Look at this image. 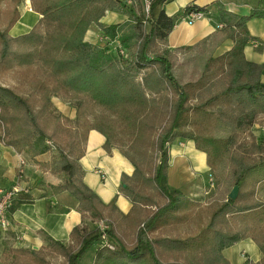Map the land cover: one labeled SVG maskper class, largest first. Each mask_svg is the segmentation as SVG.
Listing matches in <instances>:
<instances>
[{"label":"trees","instance_id":"1","mask_svg":"<svg viewBox=\"0 0 264 264\" xmlns=\"http://www.w3.org/2000/svg\"><path fill=\"white\" fill-rule=\"evenodd\" d=\"M10 1L16 6L21 0ZM29 1L41 19L25 35H8L16 8L0 15L9 19L0 30V73L16 74L21 92L0 85V143L31 161L48 155L44 168L61 179L54 189L76 202L81 222L68 243L47 236L37 251L6 248L0 264H49L53 256L78 264L93 245L91 264H229L222 251L244 239L261 257L243 264H264V199L258 196L264 143L251 133L254 125L264 126V65L244 56L251 39L247 23L264 18V0L247 16L214 3L218 32L231 47L202 58L198 76L183 83L159 45L178 19L191 12L205 17V8L189 5L168 16L163 6L174 0ZM118 9L127 13V34L125 23H101ZM92 26L99 28L95 42L85 41ZM195 45L177 50L190 52ZM54 98L72 105L74 118L58 111ZM91 130L103 136L107 154L116 149L133 167L118 188L131 205L126 214L115 199L104 204L83 181L80 160ZM176 140L191 141L206 155V180L213 186L214 175L226 169L231 189L238 187L237 198H225L194 234L184 235L182 228L200 203L167 182L169 147Z\"/></svg>","mask_w":264,"mask_h":264},{"label":"crops","instance_id":"2","mask_svg":"<svg viewBox=\"0 0 264 264\" xmlns=\"http://www.w3.org/2000/svg\"><path fill=\"white\" fill-rule=\"evenodd\" d=\"M256 1L174 0L165 4L163 10L168 16L176 15L189 5L203 7L208 12L203 19L194 21L191 25L188 24L186 17L178 19L164 44L170 60L172 57L177 56L178 62H176V65L182 63L187 53L184 50L177 49L200 44L204 40L206 42L204 47L213 50L211 54L229 50L231 43L225 40L217 29L220 21L214 3L220 2L228 12L247 16L250 13V6ZM13 8H16L18 19L10 27L8 35L11 38H17L29 33L41 19V15L32 10L29 0H21L16 6L10 0H0V15ZM112 13L109 12L108 14ZM108 14L101 19L102 24L104 19L108 18ZM7 21L9 19L0 20V30H3ZM91 28L93 30L97 29L96 26ZM247 29L251 39L244 48V56L248 61L264 65V18L249 20ZM255 42L258 43L257 47H254ZM187 64L183 62V65ZM183 68L188 70L187 66H183ZM190 71L192 69L181 73L180 78L182 79L180 80L182 83L186 82L184 79L190 77ZM262 82L264 83V75L262 76ZM56 107L61 113H66L65 116L74 117L73 109L64 103L60 102ZM251 133L259 139L261 144L264 143V126L254 125ZM103 143L104 138L100 133L95 130L88 132L85 154L80 160L84 173L83 181L98 195L104 204H108L115 199L117 209L122 214H126L131 205L119 193L118 188L121 176L123 174L130 176L133 167L116 149H113L111 154H107L102 148ZM20 158L26 161L23 167H20ZM48 160L49 156L44 154L35 157L34 161H31L28 156L17 154L11 147H5L0 143V188L12 186L17 180L19 170L23 172V180L31 187L29 195L20 196L14 205L10 216L11 227L0 240L4 248L37 251L46 246L45 238L47 236L55 241L68 243L72 228L80 224L81 219L80 214L76 211V202L67 192L54 189L60 184L61 179L58 176L51 175L44 168V164ZM207 172L206 155L196 150L193 142L176 140L170 145L167 175V182L170 187L179 190L185 197L201 203L204 198L203 191L206 187ZM258 196L264 199V184L260 185ZM196 216L197 213L195 212L191 220H194ZM93 246V251H95L96 245ZM222 255L228 260L229 264H243L246 260L257 262L261 257L257 246L250 239L241 240L224 249Z\"/></svg>","mask_w":264,"mask_h":264},{"label":"rangeland","instance_id":"3","mask_svg":"<svg viewBox=\"0 0 264 264\" xmlns=\"http://www.w3.org/2000/svg\"><path fill=\"white\" fill-rule=\"evenodd\" d=\"M124 13H125L124 11L118 9V10L114 11L112 14H108V16H107L108 18L104 19L103 24L108 25V24L125 23L124 31H125V34H127L128 32H130L131 26H129V24H130L129 22L125 21V19L127 17L125 14H127V13H125V14ZM98 31H99L98 27L96 30H93L92 28L89 29L85 35V41L95 42L96 33ZM88 34H89V36H88ZM164 44L165 43L159 45V51L160 52L165 50ZM205 44H206V42L204 41L203 44L202 43L196 44L192 51H190V52L185 51L187 54L184 56L183 62L188 63L187 65H183V62L179 63V64L177 63V65H176V62H178L177 56H174L171 58L172 65H173V73L177 78L182 79V78H180L181 73L183 71L188 72L190 69H192V71H190V74H189V76L191 78H186V80L184 79V81H189V80L194 79L198 76V74L201 71L202 64H203V62H202L203 60H201V59L202 58L205 59L211 53H213L212 49L204 47ZM183 66H187L188 70H185L183 68ZM19 82L20 81H19L18 77L16 76V74H14L12 72L5 73V74L0 73V85L1 86L8 87L11 89H15L16 92L21 93L19 89H16V88H18L16 86L18 85ZM53 102H54L55 107L60 102L64 103L61 100L55 99V98L53 99ZM64 104L70 108L73 107L72 105H69L67 103H64ZM70 119H72V118H70ZM214 134L218 135L217 132H214ZM25 163H26V161H25ZM226 172H227V170L223 169L221 172V175L218 176V178H217V176L215 177V175H214L215 186H213V188H211L209 190L208 194L204 195V193L208 191L207 182H206V184H205L206 187L204 188V192H203L204 198H203L202 202L200 203L199 208L196 211L197 216L194 220H191V223L189 222L187 224V226L183 228V231L185 233L184 235L197 233L199 231V229H202L203 227H205L208 224L212 213L225 200V198H227L229 192L231 191V186H230L231 183H230V179L228 178V175ZM21 173H22V179H21L22 182L27 184V186H29V189L31 190L30 185L23 180L24 179L23 178V172H21ZM216 185H217V189H216ZM10 187H8V188H10ZM8 188H0V189H8ZM10 227L8 228V230L10 229ZM5 234L6 233L3 234L2 238L5 236ZM2 238H1V240H2ZM93 248H94V246H91L86 251L85 255L79 261L78 264H91L92 251L94 250ZM5 249H6V247L4 248L2 243H0V262H1L2 254L5 253V251H4ZM93 253H94V251H93ZM48 262H49V264H65L63 259L61 257H58V256L49 257Z\"/></svg>","mask_w":264,"mask_h":264},{"label":"built area","instance_id":"4","mask_svg":"<svg viewBox=\"0 0 264 264\" xmlns=\"http://www.w3.org/2000/svg\"><path fill=\"white\" fill-rule=\"evenodd\" d=\"M188 19V24H193L194 21L200 20L204 18V15L200 12H191L186 15ZM258 43H254V47H257ZM123 54L122 51H120ZM124 55V54H123ZM25 165V161L20 158V167ZM22 170L18 171L16 182L8 189H0V239L3 234L8 231V228L11 226L10 221V210L14 204V202L21 195H29L30 189L27 184L22 182ZM207 186L209 189L213 187V180L209 177L207 180ZM98 228L100 230H104L106 227L102 223L98 224Z\"/></svg>","mask_w":264,"mask_h":264},{"label":"water","instance_id":"5","mask_svg":"<svg viewBox=\"0 0 264 264\" xmlns=\"http://www.w3.org/2000/svg\"><path fill=\"white\" fill-rule=\"evenodd\" d=\"M237 195H238V187L234 186L229 192L227 198L230 200H235L237 198Z\"/></svg>","mask_w":264,"mask_h":264}]
</instances>
